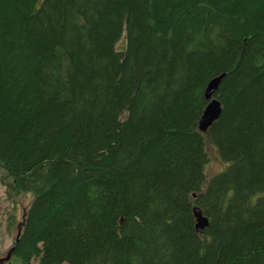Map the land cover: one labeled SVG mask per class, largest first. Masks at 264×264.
<instances>
[{"label": "trees", "instance_id": "16d2710c", "mask_svg": "<svg viewBox=\"0 0 264 264\" xmlns=\"http://www.w3.org/2000/svg\"><path fill=\"white\" fill-rule=\"evenodd\" d=\"M0 168L20 264H264V0H0Z\"/></svg>", "mask_w": 264, "mask_h": 264}, {"label": "rangeland", "instance_id": "374dc122", "mask_svg": "<svg viewBox=\"0 0 264 264\" xmlns=\"http://www.w3.org/2000/svg\"><path fill=\"white\" fill-rule=\"evenodd\" d=\"M225 166L226 165L219 157L213 154L211 163L207 166L206 172L211 176L219 172L223 167L225 168ZM3 175L4 171L0 168V258H6L8 256V252L17 236L18 228L16 226L14 227V225L9 227L11 217L15 216L17 218V224L20 225L24 217V211L30 202L29 196H22L16 202L9 198L6 187L2 181ZM10 261L13 264H20L13 257L10 258ZM8 262L9 261L4 260L2 264H7ZM34 264H38L37 261H35Z\"/></svg>", "mask_w": 264, "mask_h": 264}, {"label": "water", "instance_id": "95a60500", "mask_svg": "<svg viewBox=\"0 0 264 264\" xmlns=\"http://www.w3.org/2000/svg\"><path fill=\"white\" fill-rule=\"evenodd\" d=\"M223 76L224 74L213 78L208 83L205 89V96L209 100V104L205 108L201 116V119L199 121V129L201 131H207L209 127H211V125L214 123V121L219 119V117L221 116L222 105H221V102L215 97V93L218 90L219 84ZM194 215L197 220L196 229L199 233H203L204 229L208 225V219L205 216H203L202 210L198 206L194 208ZM21 227H22L21 225H18V233H17L16 240H18L19 238ZM11 254H12V249L10 250L6 259H9Z\"/></svg>", "mask_w": 264, "mask_h": 264}, {"label": "bare ground", "instance_id": "6f19581e", "mask_svg": "<svg viewBox=\"0 0 264 264\" xmlns=\"http://www.w3.org/2000/svg\"><path fill=\"white\" fill-rule=\"evenodd\" d=\"M218 77V76H217ZM215 122V121H214Z\"/></svg>", "mask_w": 264, "mask_h": 264}]
</instances>
